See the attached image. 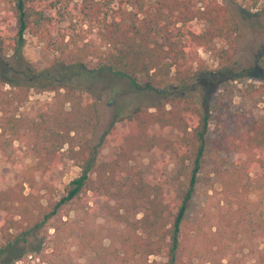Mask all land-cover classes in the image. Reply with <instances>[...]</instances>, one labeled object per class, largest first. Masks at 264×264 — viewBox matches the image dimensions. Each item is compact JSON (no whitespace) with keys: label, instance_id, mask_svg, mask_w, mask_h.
<instances>
[{"label":"trees","instance_id":"16d2710c","mask_svg":"<svg viewBox=\"0 0 264 264\" xmlns=\"http://www.w3.org/2000/svg\"><path fill=\"white\" fill-rule=\"evenodd\" d=\"M8 1L9 9L0 15V49L12 42L20 54L27 32H32L57 53L53 69L22 66L26 77L15 85L22 90L66 89L79 113L55 117L58 125H50L49 119L37 123L38 137L43 129L49 133L28 145L26 155L31 158L19 166L22 179L0 187V264H30V259L44 255L50 222L58 233L54 220L61 210L89 190L96 197L129 200L133 211L144 207L141 217L121 215L124 261L138 262L168 247L166 264H225L226 258L227 264H241L231 245L240 243L242 251L243 240L256 229L253 225H259L264 237V114L259 110L264 84L244 83L264 76V67L256 57L252 66L235 68L240 30L228 5L221 0ZM194 21L204 26L194 27ZM88 34L95 37L86 41ZM200 47L217 51V70L203 64L195 70ZM142 77L160 94V101L136 107L126 116L124 129L117 125L122 118L114 117L100 140L118 142L113 159L100 161L87 142L71 148L82 160L81 173L60 199L43 208L34 190L60 164V148L51 137L60 133L59 127L78 132L82 121L95 128L100 120L99 94L85 85L87 79L125 78L138 87ZM0 127V152L8 156L7 147L23 134L14 117ZM3 137L8 138L6 145ZM157 148L176 154L186 177L185 188L171 199L175 212L170 225L167 207L159 200L164 187L133 164ZM207 166L228 206L191 220ZM26 184L32 192L26 193ZM259 203L257 213L253 207ZM261 256L264 263V251Z\"/></svg>","mask_w":264,"mask_h":264},{"label":"rangeland","instance_id":"374dc122","mask_svg":"<svg viewBox=\"0 0 264 264\" xmlns=\"http://www.w3.org/2000/svg\"><path fill=\"white\" fill-rule=\"evenodd\" d=\"M78 2L79 0H74ZM228 5L235 16L240 30V38L237 41L235 53V68L243 69L252 66L256 57H260L264 67V0H221ZM9 9L8 0H0V15ZM194 27L201 28L204 23L194 21ZM87 26H84L86 28ZM79 29L77 28V31ZM95 37L88 34L90 38ZM221 41L218 42V47ZM57 53L48 46L46 41L32 32H27L26 43L20 54L16 53L12 42L6 43L0 49V126L6 118L14 117L18 120L21 130V139H16L7 148L8 156L0 152V187H7L22 179L21 167L30 160L26 155L28 145L41 141L39 137L45 136L49 130L43 129L38 137L36 133L37 123L43 119H49L50 125H58L55 117L65 115L69 118L79 113V105L76 100L68 101L67 90H40L36 88H24L16 86L26 77L22 72V66H29L34 71L55 67ZM212 69H218L220 59L215 50L199 48V60L195 63V70L201 65ZM140 85L134 87L125 78L87 79L89 86L99 94L98 109L100 120L95 128H89L84 121L78 132L59 127L60 133L51 137L52 143L60 148V164L45 179H40L34 194L42 203L41 206L49 207L54 201L61 198L68 188L69 183L81 173L82 160L73 155L71 148L79 149L80 144L87 142L90 147L96 149L99 160L106 161L115 157L119 144L116 141L100 143L101 134L109 127L116 115L120 116L117 125L126 128V116L136 107L152 105L160 101V94L147 87L146 78L142 77ZM245 84L253 83L255 86L264 84V76L247 79ZM235 101H239L236 97ZM259 110L264 114V104H259ZM213 127L214 124H212ZM45 128V126H44ZM217 130V128H215ZM1 131V127H0ZM7 137H3L6 145ZM15 161L16 164L13 162ZM180 159L170 151L161 148L153 150L134 162V166L149 176L155 184L164 188L159 200H163L166 211V221L170 225L173 222L175 209L170 208L171 199L180 192L179 188H185L186 177L180 171ZM213 174L210 166L202 172L200 183L190 210V219L200 218L205 212L214 213L219 208H227L228 201L222 193L219 184L213 185ZM46 180L47 185L44 181ZM26 184V193L32 192ZM260 202V200H257ZM40 204V203H39ZM259 205L253 209L260 213ZM134 205L128 201L118 200L112 197H96L92 191L83 193L78 200L66 205L61 210V215L54 220L60 230L55 233L53 223L50 222L45 234L48 236L49 245L42 255L30 259V264H166L168 261V247L161 252L152 254L147 258L136 261H124L122 256L121 234L124 223L122 214L133 217H141L144 207L134 210ZM259 208V209H257ZM35 216L37 212L35 211ZM210 215V214H209ZM260 221V220H259ZM213 221H208L204 228L208 229ZM250 232L244 239L242 251L240 243L231 245V249L237 251L241 257V264H264L261 261V252L264 251V237H260V231ZM253 228V227H252ZM190 235H195L194 229ZM3 238L0 236V242ZM195 241V240H194ZM191 242H193L191 240ZM31 257V256H30ZM205 259V258H203ZM20 261V260H19ZM21 262V261H20ZM227 264V258L223 259Z\"/></svg>","mask_w":264,"mask_h":264}]
</instances>
